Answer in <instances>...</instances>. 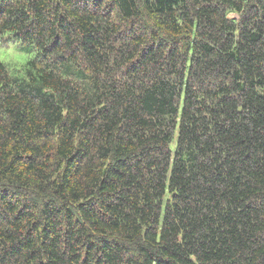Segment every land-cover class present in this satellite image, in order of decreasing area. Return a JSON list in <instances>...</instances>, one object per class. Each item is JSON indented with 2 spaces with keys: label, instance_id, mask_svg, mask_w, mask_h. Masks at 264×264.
Returning <instances> with one entry per match:
<instances>
[{
  "label": "trees",
  "instance_id": "obj_1",
  "mask_svg": "<svg viewBox=\"0 0 264 264\" xmlns=\"http://www.w3.org/2000/svg\"><path fill=\"white\" fill-rule=\"evenodd\" d=\"M5 34L0 264H264V0H0Z\"/></svg>",
  "mask_w": 264,
  "mask_h": 264
},
{
  "label": "rangeland",
  "instance_id": "obj_2",
  "mask_svg": "<svg viewBox=\"0 0 264 264\" xmlns=\"http://www.w3.org/2000/svg\"><path fill=\"white\" fill-rule=\"evenodd\" d=\"M28 50L15 41L11 34L0 37V60L9 65L12 74H17L16 71L22 72L20 70H23L24 65L32 58L34 52L30 50L31 54Z\"/></svg>",
  "mask_w": 264,
  "mask_h": 264
}]
</instances>
